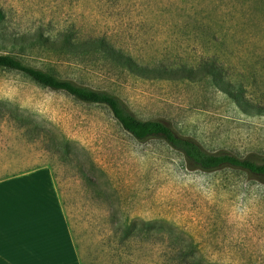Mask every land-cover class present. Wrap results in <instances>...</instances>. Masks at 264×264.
Returning <instances> with one entry per match:
<instances>
[{"label":"rangeland","instance_id":"obj_1","mask_svg":"<svg viewBox=\"0 0 264 264\" xmlns=\"http://www.w3.org/2000/svg\"><path fill=\"white\" fill-rule=\"evenodd\" d=\"M0 12V53L107 92L209 152L264 165V115H244L201 70L213 63L264 109V0H0ZM65 36L78 50L67 52ZM91 41L138 64L191 68L193 79L136 77L103 53H81ZM41 168L58 186L81 264H264V176L194 169L165 142L132 138L105 106L0 70V178Z\"/></svg>","mask_w":264,"mask_h":264},{"label":"trees","instance_id":"obj_2","mask_svg":"<svg viewBox=\"0 0 264 264\" xmlns=\"http://www.w3.org/2000/svg\"><path fill=\"white\" fill-rule=\"evenodd\" d=\"M39 38H41V36H39ZM61 42V44L67 48V52H74L80 47L66 36L62 38ZM91 51L103 53V57H109V59L113 60L117 65H120L134 76L146 80H174L176 77L182 80L193 79L192 76L194 73H192L193 70L191 68L178 67L172 70L163 66L150 67L138 64L130 56L115 50L104 41L82 43L81 53L84 54ZM213 66V63L205 62L201 64V70L206 71V76H213L212 78L216 88L224 92L244 115H264V109H261L258 105H253L251 101L245 99L244 95L241 94L243 90L241 86L231 89L230 83H225L224 79L217 77L218 73L214 71ZM0 70L21 73L40 87L54 92H63L80 102L105 106L122 130L128 133L132 138L140 142L150 139L161 140L173 150L180 153L189 166L194 169L211 172L223 167H234L253 175L264 176V165L262 164H257L247 158L226 153L216 154L209 152L195 140L178 135L161 121L142 120L137 118L118 98L107 92L93 90L91 88L76 85L70 81L61 80L50 72L25 65L20 59L10 53H0ZM216 80H219V83H217ZM60 145L68 149L70 143L66 139H63ZM156 224L157 222H147L145 226L148 229H154L156 228ZM158 227L162 229L165 228L170 233L176 230L175 226L164 222L160 223ZM188 247L189 244H186V248Z\"/></svg>","mask_w":264,"mask_h":264},{"label":"crops","instance_id":"obj_3","mask_svg":"<svg viewBox=\"0 0 264 264\" xmlns=\"http://www.w3.org/2000/svg\"><path fill=\"white\" fill-rule=\"evenodd\" d=\"M56 186V187H55ZM4 264H81L65 204L48 169L0 178Z\"/></svg>","mask_w":264,"mask_h":264},{"label":"snow or ice","instance_id":"obj_4","mask_svg":"<svg viewBox=\"0 0 264 264\" xmlns=\"http://www.w3.org/2000/svg\"><path fill=\"white\" fill-rule=\"evenodd\" d=\"M3 191L0 190V256L3 254Z\"/></svg>","mask_w":264,"mask_h":264}]
</instances>
